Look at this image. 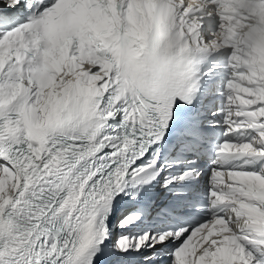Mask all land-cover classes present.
Wrapping results in <instances>:
<instances>
[{
	"label": "snow or ice",
	"instance_id": "obj_1",
	"mask_svg": "<svg viewBox=\"0 0 264 264\" xmlns=\"http://www.w3.org/2000/svg\"><path fill=\"white\" fill-rule=\"evenodd\" d=\"M0 264H264V0H0Z\"/></svg>",
	"mask_w": 264,
	"mask_h": 264
}]
</instances>
